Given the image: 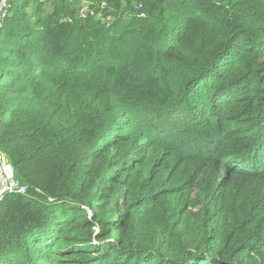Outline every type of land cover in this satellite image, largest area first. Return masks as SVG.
<instances>
[{
  "label": "trees",
  "instance_id": "1",
  "mask_svg": "<svg viewBox=\"0 0 264 264\" xmlns=\"http://www.w3.org/2000/svg\"><path fill=\"white\" fill-rule=\"evenodd\" d=\"M89 2L0 30V151L28 188L0 203V264H264V0Z\"/></svg>",
  "mask_w": 264,
  "mask_h": 264
},
{
  "label": "rangeland",
  "instance_id": "2",
  "mask_svg": "<svg viewBox=\"0 0 264 264\" xmlns=\"http://www.w3.org/2000/svg\"><path fill=\"white\" fill-rule=\"evenodd\" d=\"M24 3L21 5V7L17 10L18 6L16 5V2H14L13 0H4L1 7H0V30L3 28L4 25V20L6 18H8V12L11 10V18L9 19V23L8 26H12V28L16 29L21 21L23 20H27V23H23L22 25H20L19 27H23L26 30H30V32L32 31H41L43 30L45 23L44 21H41V19H45L47 17V13H48V9L50 8V5L52 4V2L54 0H44V1H39V0H23ZM77 2H79L78 7H80V10L78 12L73 11V13H76V15L78 16V18L80 19H85V17L88 15V11L90 12V7L93 5V3L89 2V0H76ZM81 1V2H80ZM44 2V3H42ZM141 6H139L138 8H140ZM62 14V10L61 9H56L55 11L52 12V15H56V14ZM142 17L146 18V15H141ZM51 22L54 21V19L50 20ZM107 26H110L114 21L109 18L107 20ZM8 36L5 35L4 37L0 36V46H4L3 45V41L7 40ZM41 44L40 46L37 47V49H40L43 44H44V40H41ZM41 61L36 60V63H39ZM176 111V110H175ZM174 111V114H178L181 115L180 111ZM173 112H171L170 114H172ZM139 129H137L136 125H132L129 124V126H124V127H119L117 130V134H119V139L115 142V143H109V139L110 137L104 138L103 140H100L98 142V152L96 153V155H94V158H89V164L86 167V172L89 173L86 177V181L88 182L87 186H92L93 184V179H92V173L96 170L97 168V163L99 161H101L103 158L108 157V158H113L116 160H119L122 158V146H126V145H130L131 143L134 144V141H136V143L139 142V138L141 137L139 135ZM99 137H97L96 140H98ZM108 142V144L106 145V143ZM106 145V146H105ZM104 146V147H102ZM102 147V148H101ZM127 147V146H126ZM157 152V148L154 144H144V146L142 147V150H140V155L137 156L138 160H142L141 165L143 167H145L146 165H150V169L151 166L153 165V162L149 161L150 159H152V157L155 155V153ZM1 156L8 162L10 163L14 170H16L15 172H17V168L13 163V160L6 154L3 153L2 151H0ZM36 165H38V163H34V165H31L30 167H28L27 169H25L21 174L24 175L26 173H29L30 170L32 168H34ZM53 172H51L52 174ZM18 176V175H17ZM20 181V180H19ZM110 188H112V186H110ZM39 190V189H37ZM40 191V190H39ZM42 192V191H40ZM85 194H87V192H85ZM1 203V202H0ZM16 204V203H15ZM17 206V205H16ZM16 206H11L9 207L7 210L8 211H15ZM1 209V207H0ZM80 210L82 212L85 213L86 217L88 218V220L91 223H95L94 222V218H95V212L88 206H84V205H80ZM1 211V210H0ZM7 212V211H6ZM4 213H0V218L3 217ZM5 215V214H4ZM99 226L96 225L94 226L93 230L94 231H98ZM100 232H96L95 237L97 238L98 234ZM94 239L93 244H98V240ZM100 245V243L98 244ZM97 246V245H96ZM45 257H47L45 255ZM47 261V258H46Z\"/></svg>",
  "mask_w": 264,
  "mask_h": 264
},
{
  "label": "built area",
  "instance_id": "3",
  "mask_svg": "<svg viewBox=\"0 0 264 264\" xmlns=\"http://www.w3.org/2000/svg\"><path fill=\"white\" fill-rule=\"evenodd\" d=\"M27 192L28 188L19 182L13 166L0 154V202L8 195H24Z\"/></svg>",
  "mask_w": 264,
  "mask_h": 264
}]
</instances>
